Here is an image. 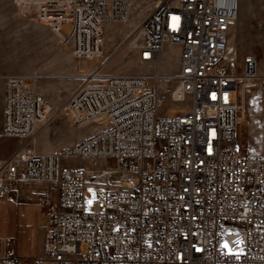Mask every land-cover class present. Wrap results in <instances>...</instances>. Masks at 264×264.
Segmentation results:
<instances>
[{"label":"built area","instance_id":"1","mask_svg":"<svg viewBox=\"0 0 264 264\" xmlns=\"http://www.w3.org/2000/svg\"><path fill=\"white\" fill-rule=\"evenodd\" d=\"M139 1L14 0L23 14L35 11L60 47L71 48L74 71L85 77L64 115L75 128L101 129L62 155H41L32 145L19 150L1 169L0 195L22 181L57 189L47 211L53 264H264V75L251 57L241 73L237 52L228 54L239 0H154V11L132 23ZM65 24L72 27L68 36L61 33ZM115 24L130 26V48L156 67L153 76L101 74L117 51L108 52L105 39ZM167 43L182 49L172 100L192 103L181 115L158 117V67ZM257 89L263 150L254 155L248 101ZM50 111L35 83L8 77L4 135L31 141ZM63 157L115 159L119 181L92 211L87 167L63 169ZM230 224L243 228L229 232ZM21 261L14 250L0 257V264Z\"/></svg>","mask_w":264,"mask_h":264},{"label":"rangeland","instance_id":"2","mask_svg":"<svg viewBox=\"0 0 264 264\" xmlns=\"http://www.w3.org/2000/svg\"><path fill=\"white\" fill-rule=\"evenodd\" d=\"M155 4L154 0L148 4L146 0L139 1L131 14L132 23L139 24L141 18L147 17L154 11ZM27 13L20 12L14 5V0H0V66L9 68L17 76L38 70L40 59L52 58L62 50L69 49V47H60L59 38L50 28L38 22L35 11ZM129 27L123 24L107 26L105 30L106 49L108 52H113L117 48V51L103 68L102 75L153 76L155 74L156 67L153 64L141 63L135 54L136 51L130 48L127 37ZM71 31L72 27L68 24L61 28V33L64 36H68ZM234 52L238 54L241 73L244 72L247 59L251 57L257 61L259 73L264 75V0H239L238 18L228 35V54ZM181 54V47L172 43H167L161 53L158 74L162 77L160 79L162 105L158 110V117L181 115L191 107L192 101L189 97L182 101L172 100V93L178 82L175 77H178L181 72ZM62 75L67 76L64 78L68 79L69 82L71 81L77 88L85 80L84 75L77 74L73 67L70 72ZM168 76H172L174 79H169ZM64 78L57 77L55 80ZM49 82L51 85L54 81ZM93 83L105 84L103 80H94ZM62 107L53 108L50 111L48 123L58 121L65 116ZM248 108L251 119L250 153L259 155L263 150L260 89H257L250 97ZM98 124L92 123L79 129L63 122L59 128V136V130L57 131L54 127L50 129L51 131L53 129L54 132L56 130L55 135L58 136V140H50L49 143H64V146L58 151V154L62 155L65 151L72 150L79 145L73 146L76 141H81L85 130L89 132L88 134L94 133ZM61 165L63 169L68 170L87 167V179L88 182H92L87 188L89 195L88 211L94 209L95 202L103 197L106 188L116 185L119 181V175L113 172L116 161L112 157L96 159L63 157ZM242 228L241 225L235 224H230L227 227L229 232H238ZM81 250L86 251L85 244L81 246Z\"/></svg>","mask_w":264,"mask_h":264},{"label":"crops","instance_id":"3","mask_svg":"<svg viewBox=\"0 0 264 264\" xmlns=\"http://www.w3.org/2000/svg\"><path fill=\"white\" fill-rule=\"evenodd\" d=\"M145 18H141L139 22ZM135 54L139 59L138 52ZM38 66L40 71H29L27 74L19 75V77H24L28 84L35 83L38 92L46 98L51 110L62 107L77 88L76 85L66 79L67 76L62 75L72 70L73 54L71 48L62 50L52 58L40 59ZM11 76L17 75L9 68L0 66V172L19 150L29 145H32L35 152L41 155L58 154L64 143L52 144L49 141L58 140L59 128L63 122L72 126L69 118L64 116L58 121L48 123V120L40 124L31 141L26 138L4 135L5 85L8 77ZM57 77L66 78L55 80ZM51 80L54 82L50 85L49 81ZM53 127L57 131L59 130L58 136L55 135L56 130L55 132L53 129L50 130ZM99 131L98 127L94 133L90 134L85 130L81 141H76L73 146L80 144ZM91 183L89 181V184ZM57 199V189L50 183L39 181L19 182L6 191L4 195H0V257H3L8 251L14 250L15 254L22 260L21 264H34L35 260H45L43 264H53L49 261L46 249L50 224L47 211Z\"/></svg>","mask_w":264,"mask_h":264}]
</instances>
